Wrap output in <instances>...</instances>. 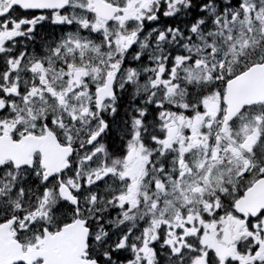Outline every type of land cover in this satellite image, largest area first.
Wrapping results in <instances>:
<instances>
[{"label":"flooded vegetation","instance_id":"obj_1","mask_svg":"<svg viewBox=\"0 0 264 264\" xmlns=\"http://www.w3.org/2000/svg\"><path fill=\"white\" fill-rule=\"evenodd\" d=\"M16 1L24 7H29L27 3L35 0H0V138L7 134L14 139L13 141H19L23 137V130L18 125L17 117L11 114L10 107L15 100L28 92L49 91L53 93L51 96L54 100L62 98L77 101L86 97L88 93L84 91L71 93L74 73L68 68H63V52L64 48L66 50L76 48L79 40L87 48L95 47L96 42L94 34L89 30L79 35L70 29L63 36L62 16H67V14L25 10L22 6H15ZM10 20L11 23H9ZM94 124H96L95 118ZM94 147V143L81 146L82 153L87 156L84 161H88L86 165H82L84 176L94 177V181L95 178H104L105 181L120 183L123 180L120 161L105 154L102 157V164L94 168L91 159L93 151H95ZM141 161L142 158L138 156L134 167L136 171L140 170ZM37 165L38 157L35 162L36 168L30 171L28 169L18 170L8 161L0 171V227L10 238L17 241L35 236L37 245H39L44 238L43 233L57 231V227H60L63 221L69 222L76 218L73 216V209L65 208L61 201L56 206H52L48 205L46 200H40L39 196L42 195L44 198L46 192H56L51 186V182L54 180L59 184L57 192H59L61 183H65L72 194L84 192L86 188L85 186V189L83 188V183H75L73 179V175H78L79 164H76L74 172L69 170L59 178L51 180L49 184L41 181V171ZM17 173L20 176L28 177L30 188L22 183H12V180H16ZM4 184L6 187L3 186ZM132 186H136V184L129 182L128 188L130 189ZM14 192L23 194L21 202L26 198V193L31 192L35 198L39 199L42 206L50 207L52 210L50 215L43 213L41 216L44 231L40 226H25L14 220V202L10 198ZM197 200L198 197H196V201L192 202L191 207L197 206ZM88 210H90L89 214L86 210L83 212V218L91 229L90 240L92 241L96 230L100 228L97 226V217L90 205ZM169 236H171L170 233ZM160 237L162 240L166 239L161 235ZM181 239V237L171 236L170 244L178 243ZM163 258L165 261L157 264H169V257L164 256ZM250 259H252L251 256ZM250 264H264V247Z\"/></svg>","mask_w":264,"mask_h":264},{"label":"rangeland","instance_id":"obj_2","mask_svg":"<svg viewBox=\"0 0 264 264\" xmlns=\"http://www.w3.org/2000/svg\"><path fill=\"white\" fill-rule=\"evenodd\" d=\"M245 2L247 0H244ZM262 7L259 12V15H257V18L260 19L262 15L264 14V0H261ZM253 8H255V5H253ZM247 13V11L244 12V14ZM241 14L237 13V16L231 19V23H229V20H225L223 23V30L220 32V40H221V47L214 46L212 47L211 44L207 46V48H213V53H208L209 55L206 56V54L200 55V57L196 58L192 63L188 64L190 66V75L191 78H196L201 80L199 82H205L208 83L212 81V79L217 80L218 75L220 77L224 76V73L227 71H234L236 70V67L239 65L240 55L243 53V50L252 44H261L264 42V27L261 29V32H256L253 34V31L251 29H246L247 31H244V29L241 27L242 23H239V20L244 19V16L240 17ZM248 17V23L251 22ZM262 24L259 25L261 27ZM258 27V28H259ZM233 29L241 30L242 33L240 35V38L235 39L233 36H231ZM258 31V30H257ZM249 32V33H247ZM223 40H226V43L224 44ZM195 50L202 51L203 46L197 45L195 47ZM207 52V51H206ZM161 55H159L160 57ZM157 59V58H156ZM188 60V56H185L183 53L176 54L175 55V64L176 66L172 68V72H174L175 68L178 67L177 61L185 62ZM213 62V66L207 70L203 69L205 66L209 63ZM237 62V63H236ZM187 66V65H186ZM195 70L198 74L195 73ZM203 78V79H202ZM153 82L157 85L160 84L161 80L157 77L153 80ZM175 86H173L169 91L171 93L174 92L173 98L179 95V92L182 91L183 87H177L176 83H174ZM160 89H164V87H160ZM249 112L246 116H244L242 120V125L244 127H247L248 130H261L264 131V115L262 113L255 114L252 117H249ZM209 120V119H208ZM144 192H147L145 190Z\"/></svg>","mask_w":264,"mask_h":264},{"label":"water","instance_id":"obj_3","mask_svg":"<svg viewBox=\"0 0 264 264\" xmlns=\"http://www.w3.org/2000/svg\"><path fill=\"white\" fill-rule=\"evenodd\" d=\"M228 111L237 114L245 106L264 102V64L255 66L227 86Z\"/></svg>","mask_w":264,"mask_h":264},{"label":"snow or ice","instance_id":"obj_4","mask_svg":"<svg viewBox=\"0 0 264 264\" xmlns=\"http://www.w3.org/2000/svg\"><path fill=\"white\" fill-rule=\"evenodd\" d=\"M203 11V9H201ZM21 11H24L23 9H21ZM12 21L10 20L9 23H11ZM18 22V21H17Z\"/></svg>","mask_w":264,"mask_h":264},{"label":"trees","instance_id":"obj_5","mask_svg":"<svg viewBox=\"0 0 264 264\" xmlns=\"http://www.w3.org/2000/svg\"><path fill=\"white\" fill-rule=\"evenodd\" d=\"M264 59V58H263Z\"/></svg>","mask_w":264,"mask_h":264}]
</instances>
